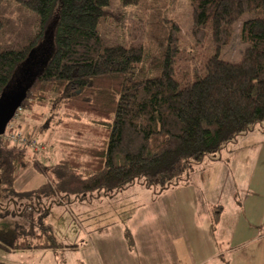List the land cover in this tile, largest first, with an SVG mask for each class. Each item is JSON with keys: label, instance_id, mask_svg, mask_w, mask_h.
Returning <instances> with one entry per match:
<instances>
[{"label": "trees", "instance_id": "16d2710c", "mask_svg": "<svg viewBox=\"0 0 264 264\" xmlns=\"http://www.w3.org/2000/svg\"><path fill=\"white\" fill-rule=\"evenodd\" d=\"M190 1L192 44L209 50L191 81L176 73L179 26L162 15L166 0H0V94L32 65L19 110L35 120L34 108L46 109L67 132L94 140L62 142L61 157L41 164L0 136V219L23 222L14 223L20 240L6 250L66 249L47 223L53 204L134 184L155 195L180 188L194 166L264 122V0ZM244 16L240 60L219 59ZM47 123L27 136L43 134ZM27 169L44 180L19 191Z\"/></svg>", "mask_w": 264, "mask_h": 264}, {"label": "crops", "instance_id": "0c3cea01", "mask_svg": "<svg viewBox=\"0 0 264 264\" xmlns=\"http://www.w3.org/2000/svg\"><path fill=\"white\" fill-rule=\"evenodd\" d=\"M230 149L194 166L180 188L123 191L137 206L116 207L109 219L94 214L87 239L70 247L76 264H264V164L257 151L254 164H243Z\"/></svg>", "mask_w": 264, "mask_h": 264}, {"label": "rangeland", "instance_id": "374dc122", "mask_svg": "<svg viewBox=\"0 0 264 264\" xmlns=\"http://www.w3.org/2000/svg\"><path fill=\"white\" fill-rule=\"evenodd\" d=\"M192 9L190 0H166V5L162 12V15L177 23L179 26L180 54L175 69L176 73H187L190 81L194 79L195 68L200 66L204 56L209 54L207 46L195 47L192 44L189 35ZM246 18L247 16H244V18H241L233 25L231 40L219 50V59L232 63L240 60L247 44L240 40L239 28L242 21ZM50 38L51 37L48 36L46 42L42 44L44 47L43 51H41L42 57L47 56L50 51V49L47 48V46H50ZM34 112L39 116V119H29L25 111L19 110L17 116L10 121L9 126L15 128L21 134L29 135L35 126L48 122L47 130L43 134H38L33 137V139L37 140V142L43 146L42 152L38 156H34L32 152L27 149L25 150L32 159H37L41 164L54 163L61 157L59 146L62 142H71L84 146H89L94 143L93 138L89 136L78 137L60 127L58 114L50 115L48 110L40 108H34ZM252 132H254V136H245ZM227 146L231 147L230 150H232V152H230V155L232 159L237 160L238 156H240L243 164H254V151H257L258 157H260L259 164H264V122L254 125L250 132L239 136L235 141L230 142L223 148H228ZM249 146H251L250 151L247 150ZM223 148L221 150H223ZM220 154L221 152L218 153V156ZM192 174H190V176H192ZM43 180L44 178L39 174L27 169L19 176L15 183V187L19 191L30 188L35 189ZM127 189L129 190L127 195L138 194L139 191L137 189H141L140 192L143 193L146 192L150 194L152 192L154 194L152 189L146 188L141 184H134L119 192L113 201L109 196L101 195L102 197H93L88 200L71 201L69 204H53L47 216V223L51 226L55 237L63 243L65 247L67 246L66 249H61V252L53 251L52 249H46L47 251L33 250L24 252H10L6 250L3 244L20 240V236L17 234V231L14 230V223L18 222L19 225H21L23 222L18 221L17 218H11L10 215L1 218L0 264H76V258L78 256L73 253L74 249L70 247L74 244H81L87 239V235L90 234L88 228L94 226V223H92L94 222V214L102 213V217H107L109 219L111 210H114L116 207L118 210L125 211V209L137 206L136 199L129 200L130 203L127 204V200L122 197V192L125 190L127 192ZM4 192L3 187L0 185V207L3 208L6 204ZM142 196L148 197V194H143ZM0 213H3V211H0ZM96 224H98V222H96Z\"/></svg>", "mask_w": 264, "mask_h": 264}, {"label": "water", "instance_id": "95a60500", "mask_svg": "<svg viewBox=\"0 0 264 264\" xmlns=\"http://www.w3.org/2000/svg\"><path fill=\"white\" fill-rule=\"evenodd\" d=\"M43 65V64H42ZM32 65L28 66L21 80L10 81L0 94V136L19 110L22 100L33 81Z\"/></svg>", "mask_w": 264, "mask_h": 264}, {"label": "built area", "instance_id": "2783aa9c", "mask_svg": "<svg viewBox=\"0 0 264 264\" xmlns=\"http://www.w3.org/2000/svg\"><path fill=\"white\" fill-rule=\"evenodd\" d=\"M18 111L14 117L17 116ZM9 124L10 122L2 135L3 141L7 146L25 147L28 151L32 152L34 156H38L42 152L43 146L40 145L37 140L29 138L27 134H21L15 128L10 127Z\"/></svg>", "mask_w": 264, "mask_h": 264}]
</instances>
